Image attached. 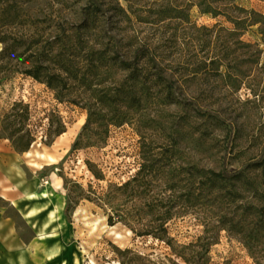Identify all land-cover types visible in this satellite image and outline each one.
<instances>
[{"label": "rangeland", "instance_id": "obj_1", "mask_svg": "<svg viewBox=\"0 0 264 264\" xmlns=\"http://www.w3.org/2000/svg\"><path fill=\"white\" fill-rule=\"evenodd\" d=\"M1 16L0 37L22 42L13 64L40 53L64 79L0 75V129L15 113L17 136L34 135L21 152L0 132L16 195L56 223L42 250L77 264H264V0H0ZM49 197L61 216L43 212ZM7 213L33 238L18 207Z\"/></svg>", "mask_w": 264, "mask_h": 264}, {"label": "crops", "instance_id": "obj_2", "mask_svg": "<svg viewBox=\"0 0 264 264\" xmlns=\"http://www.w3.org/2000/svg\"><path fill=\"white\" fill-rule=\"evenodd\" d=\"M14 166L15 151L0 143V264H77L76 257L72 256L68 259L64 256L61 245H56L51 252L41 249V244L48 240L43 237L45 233L42 231L55 229L56 223L36 220L39 212L42 211L38 209L31 211L27 203L29 199L17 197L15 180L13 176L11 177V174L15 172ZM44 200L47 203L50 201L47 204L49 207L45 206L48 209L43 211L49 219L63 214L64 204L62 202L58 204L50 197ZM10 207H18L19 213L34 231L33 238L27 241L18 234L15 221L7 213Z\"/></svg>", "mask_w": 264, "mask_h": 264}, {"label": "trees", "instance_id": "obj_3", "mask_svg": "<svg viewBox=\"0 0 264 264\" xmlns=\"http://www.w3.org/2000/svg\"><path fill=\"white\" fill-rule=\"evenodd\" d=\"M0 20L2 23V27H4L5 21H4L3 16H1ZM0 41L4 44V47L2 51L0 52V75L6 72L18 71L24 74L25 76L35 79L36 81L46 83L47 86L51 88H57L61 86L60 85L61 82L64 81L61 73L50 71L49 68L46 65H44V62H43L44 59H42V54L37 53V55L33 59L28 60L29 65L21 69V68H18L17 65H14L13 62H14V59H16L18 56L17 50L21 48L22 42L19 40L9 42L7 35L3 32L0 37ZM140 52L142 54L143 60L146 58L145 59L147 61L146 64H149V65L151 64L153 67L155 66L154 68L156 69L158 68L155 57H150V59H148L149 54H151L150 46L145 44L142 47ZM125 66H126L125 67L126 69L130 70L131 65L128 64ZM157 76L159 79L163 78L161 74ZM59 93L62 94L61 92ZM19 117L20 116L15 113L7 114L5 118L3 119L4 124L1 127L0 132L2 131L7 132L8 138L13 142L15 147L21 152H24L30 148L32 142L34 141V135L31 133L30 130H27L25 134L17 136L21 132V128L17 127V125L21 123L18 121ZM98 119L99 117L97 113L90 112L88 120L86 124L84 125V130L88 129L90 125ZM100 119L106 120L105 116L100 117ZM64 132H65V129H61L59 132L55 133V137L61 135ZM79 141L75 143V146L79 143ZM206 174H207L208 180L211 181L213 184H218L220 182H223L228 177L227 169H222L219 172L214 171V170H208ZM69 208H70L69 206L66 208L67 214L70 210Z\"/></svg>", "mask_w": 264, "mask_h": 264}]
</instances>
